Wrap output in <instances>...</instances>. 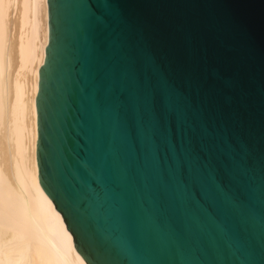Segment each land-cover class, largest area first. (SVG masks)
<instances>
[{"label":"water","instance_id":"1","mask_svg":"<svg viewBox=\"0 0 264 264\" xmlns=\"http://www.w3.org/2000/svg\"><path fill=\"white\" fill-rule=\"evenodd\" d=\"M37 176L87 264H264V0H48Z\"/></svg>","mask_w":264,"mask_h":264},{"label":"bare ground","instance_id":"2","mask_svg":"<svg viewBox=\"0 0 264 264\" xmlns=\"http://www.w3.org/2000/svg\"><path fill=\"white\" fill-rule=\"evenodd\" d=\"M48 0H0V264H87L37 176Z\"/></svg>","mask_w":264,"mask_h":264},{"label":"snow or ice","instance_id":"3","mask_svg":"<svg viewBox=\"0 0 264 264\" xmlns=\"http://www.w3.org/2000/svg\"><path fill=\"white\" fill-rule=\"evenodd\" d=\"M82 264H83V262H82Z\"/></svg>","mask_w":264,"mask_h":264}]
</instances>
